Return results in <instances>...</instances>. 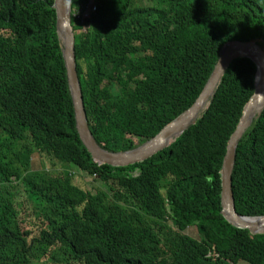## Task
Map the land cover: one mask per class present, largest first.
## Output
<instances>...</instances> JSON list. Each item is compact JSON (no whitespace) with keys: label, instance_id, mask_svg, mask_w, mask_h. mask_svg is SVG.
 <instances>
[{"label":"trees","instance_id":"trees-1","mask_svg":"<svg viewBox=\"0 0 264 264\" xmlns=\"http://www.w3.org/2000/svg\"><path fill=\"white\" fill-rule=\"evenodd\" d=\"M91 1L73 0L72 10ZM54 2L0 0V264H264V234L221 214L220 173L256 65L234 61L197 124L166 151L99 166L78 132ZM96 6L85 33L72 27L90 130L110 153L137 150L188 111L224 45L264 46V0ZM35 156L50 171L26 172ZM60 164L107 190L92 194ZM232 179L237 213L264 216V110L239 144ZM159 225L170 226V241L152 235ZM192 226L197 239L186 235Z\"/></svg>","mask_w":264,"mask_h":264},{"label":"water","instance_id":"water-1","mask_svg":"<svg viewBox=\"0 0 264 264\" xmlns=\"http://www.w3.org/2000/svg\"><path fill=\"white\" fill-rule=\"evenodd\" d=\"M53 9L56 12V32L67 72L68 86L73 108L76 113L78 132L83 144L93 157L94 162L99 166L127 168L145 163L166 151L190 128L197 124L202 104L209 99L205 109L209 107L221 83L222 77L234 61L246 58L256 65L255 91L251 99L245 105L240 123L229 141L228 151L220 173L222 189L221 214L229 224L238 229L248 230L252 235L264 234V232H257L245 222L246 219H260L264 224V216L245 217L239 215L236 211L232 190V174L235 170L239 144L254 124V121L260 118L264 110V46L261 45L262 41H232L224 45L220 51L219 60L213 73L196 103L150 142L135 151L115 154L103 150L90 130L77 74L75 56L76 38L72 27V4L67 5L64 0H55ZM61 30L65 32L64 44L59 35ZM258 107H260L259 111L255 112Z\"/></svg>","mask_w":264,"mask_h":264},{"label":"rangeland","instance_id":"rangeland-1","mask_svg":"<svg viewBox=\"0 0 264 264\" xmlns=\"http://www.w3.org/2000/svg\"><path fill=\"white\" fill-rule=\"evenodd\" d=\"M92 3H96V0H92ZM96 6V5H95ZM88 9L85 10V12ZM73 14V11H72ZM75 14H78V11L75 12ZM73 20V15H72ZM77 21V20H76ZM77 28L80 29V32H77V34L81 35V33H85L87 28H83L82 25L78 22ZM259 111V110H258ZM257 111V112H258ZM9 158H13L12 154H8ZM57 170H61L65 175H68L70 177H73L74 182L76 184H79L83 187H85L87 190H89L92 194H96L100 191L104 192L107 190V188H104V185L100 182L99 179H96L94 177H91L88 174L81 173L77 168L75 167H68L65 165L60 164ZM42 171H50V167L47 163H42L37 156H35L32 160V163L29 168L26 169V172H42ZM103 185V186H102ZM152 235L157 236L161 240L170 241L172 239V234L170 232V226L162 225L158 226L157 228L152 229ZM186 235L190 238H198V233L196 227L192 226V228H189L186 232ZM246 264V263H244Z\"/></svg>","mask_w":264,"mask_h":264},{"label":"clouds","instance_id":"clouds-1","mask_svg":"<svg viewBox=\"0 0 264 264\" xmlns=\"http://www.w3.org/2000/svg\"><path fill=\"white\" fill-rule=\"evenodd\" d=\"M65 4L71 5L73 3V0H64ZM96 5V3H95ZM92 1L90 4H88L86 7H80L79 9L73 11V19L78 23L82 25L83 28H85V23L94 15L98 13L97 6H95ZM88 9L86 12L85 10ZM78 11V14L76 15L75 12ZM74 31V30H73ZM75 33V32H74ZM76 37V35H75Z\"/></svg>","mask_w":264,"mask_h":264},{"label":"bare ground","instance_id":"bare-ground-1","mask_svg":"<svg viewBox=\"0 0 264 264\" xmlns=\"http://www.w3.org/2000/svg\"><path fill=\"white\" fill-rule=\"evenodd\" d=\"M59 35H60L62 43L64 44L65 32L63 30H61L59 32ZM208 100L209 99H207V101H205V103L202 104V107H201V110H200L198 116H200L201 112L206 108V106L208 104ZM259 109H260V107H258L255 112H257ZM245 222L248 225H250L251 227H253L257 232L264 231V224L260 219H246Z\"/></svg>","mask_w":264,"mask_h":264}]
</instances>
